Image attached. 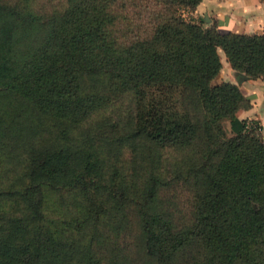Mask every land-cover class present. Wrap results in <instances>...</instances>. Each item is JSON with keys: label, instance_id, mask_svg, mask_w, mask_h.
Listing matches in <instances>:
<instances>
[{"label": "rangeland", "instance_id": "obj_1", "mask_svg": "<svg viewBox=\"0 0 264 264\" xmlns=\"http://www.w3.org/2000/svg\"><path fill=\"white\" fill-rule=\"evenodd\" d=\"M203 1L190 7L183 0H0V132L9 144L0 158V264H163L143 247L137 199L145 174L137 161L138 140L126 127L116 145L109 143L123 127L116 122L122 125L132 116L130 126H135L138 108L148 110L153 102L171 105L177 91L169 87L135 91L130 56L142 51L147 62L168 61L165 36L179 21L215 30L211 6L197 10ZM227 1L240 12L239 31H247L235 34L264 33V0L255 5L260 19L248 16L253 9L249 0ZM217 52L224 82L232 83V75L239 87L253 79L230 68L221 48ZM47 68L52 70L49 79L42 78L47 79V103H62V92H69L73 102L65 119L41 130L39 140L50 137L59 146L67 133L78 135L79 127L85 129L91 120L100 121V128L82 143L84 162L60 149L50 155L37 174L43 200L32 210L24 191L40 148L35 143L21 147V131L16 130L23 125L8 114L43 93L37 92L43 82L36 79ZM255 79L264 83V78ZM222 127L226 137L233 136L228 121ZM244 137L247 145L264 147L261 125ZM197 149L183 152L163 141L156 171L160 180L146 209L154 240L171 255L172 264H223L207 242L199 215L200 176L183 166ZM237 220L242 254L235 264H264V230L253 237L246 233V215Z\"/></svg>", "mask_w": 264, "mask_h": 264}, {"label": "trees", "instance_id": "obj_2", "mask_svg": "<svg viewBox=\"0 0 264 264\" xmlns=\"http://www.w3.org/2000/svg\"><path fill=\"white\" fill-rule=\"evenodd\" d=\"M183 1L195 7L201 0ZM163 48L166 53L164 58H169L163 63L143 60L142 51L133 53L130 56L133 62L130 73L136 82L137 93L143 91V87L163 90L169 87L177 91L175 97H171V105L153 102L148 110L138 108L135 126H130L134 123L132 116L122 125L116 122L117 128L123 127L117 130L116 138L109 143L116 145L121 140L120 132L125 133L126 127L138 140L137 161L145 174V185L141 197L137 199L144 234L143 247L156 261L172 264L171 255L159 248L154 240L150 213L146 209L159 184L156 171L161 163L163 141L168 139L171 146L179 151L198 148L191 157L187 155L184 158L183 166L190 173L200 176L202 206L199 215L207 242L216 251L221 263L235 264L242 254L241 241L236 237L239 231L236 222L240 215L247 217V234L260 236L264 230V147L257 142H254L255 146L245 143L244 133L252 128L260 129V124L256 120L238 117L237 111L246 97L237 85L223 81L219 74L221 61L217 49H222L233 70L253 79L264 78V33H221L217 29H204L179 21V27L171 28L165 36ZM50 72L49 68L43 70L36 80L49 79ZM45 80L38 88L37 92H43L38 98L17 105L14 112L8 114L23 125L22 129L19 127L16 130L21 131V147L35 143L40 148L29 166L28 175L32 180L24 191L32 210H37L43 200V184L37 180V174L50 160V155L60 149V152L75 155L84 162L82 143L100 128V121L91 120L85 129L79 127L78 135L67 133L59 146L58 141L55 143L50 137L39 140L41 130L45 131L49 124L64 118V112L67 108L70 112L73 102L69 92H62L59 94L62 103L49 105L44 94ZM246 102L243 110L250 107L249 101ZM223 121L229 122L232 137H226ZM2 134L1 131L0 158L9 149ZM7 134L10 136L12 133L8 131ZM69 136L75 138L73 143L68 140ZM261 139L264 141V137ZM216 142L218 145L214 147ZM196 154H200L199 159L195 158ZM60 173L67 177L66 171ZM27 264H33L32 260Z\"/></svg>", "mask_w": 264, "mask_h": 264}, {"label": "crops", "instance_id": "obj_3", "mask_svg": "<svg viewBox=\"0 0 264 264\" xmlns=\"http://www.w3.org/2000/svg\"><path fill=\"white\" fill-rule=\"evenodd\" d=\"M207 4L211 6L214 11V21L217 22L216 29L221 33L228 32H241L247 34V31H239L240 24L238 23L239 11L230 6L227 0H204L198 7L197 10L202 7V5ZM259 4V0H249V6H252V12L249 13V17L260 19L257 8L255 5ZM264 19V17H263ZM213 22V21H212ZM231 68V67H230ZM224 81V79H223ZM229 81L236 84L229 75ZM239 88L243 89L244 95L248 98L250 103L249 109L241 110L239 113V118L244 119H254L262 127V133L264 136V83L261 79H248L243 84L239 85ZM241 112L243 115H240Z\"/></svg>", "mask_w": 264, "mask_h": 264}]
</instances>
